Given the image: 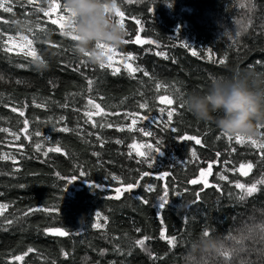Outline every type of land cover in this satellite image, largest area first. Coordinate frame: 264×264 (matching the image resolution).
Instances as JSON below:
<instances>
[{"label": "trees", "instance_id": "obj_1", "mask_svg": "<svg viewBox=\"0 0 264 264\" xmlns=\"http://www.w3.org/2000/svg\"><path fill=\"white\" fill-rule=\"evenodd\" d=\"M51 2L0 0L13 9L5 12L0 8L2 40L16 37L17 33L31 35L27 30L18 31L13 21H31L30 27H34L39 18L47 31L36 33L34 45L48 65L46 70H37L30 58L17 55L18 50L14 48L5 52L3 43H0V127L9 128L22 137L20 141H13L8 133H0V156L12 153L20 168L14 176L9 175L14 168L12 160L0 159V193H3L0 203L10 205L4 213L8 219L21 216L29 208H59V213L52 215L36 211L7 231L0 228V264H9L10 261L11 264H52V261L56 264H223L219 258H226L220 252L197 254L191 259L187 252L191 242L203 237L206 230L210 231V237L222 241L223 247H231L232 242L227 240L229 235L239 236L246 226L264 223V190L240 201L239 190L234 187L237 180L250 185L261 178L264 164L259 163V150L253 149L248 142L237 144L223 137L218 139L221 131L214 123L197 120L186 108L178 109L169 128H164L162 123L158 126L152 120L140 121L137 127L152 131V137L128 131L131 119L125 120L123 114L139 112L159 122V108L167 107L159 103V96L167 94L178 98L172 106L178 108L182 97L190 92L207 91L214 78L231 79L246 73L264 76V0H252L255 8L251 12L247 8L248 0H119V8L126 13L124 39L134 41L139 35L142 40L155 42L128 43L117 48L121 54L136 55L137 59L130 63L152 74L154 79L151 80L143 73L135 74L143 79V87L138 79L130 77L123 64H118L120 74L113 75V69H101L99 64L89 63L78 55L74 51V42L61 34L58 24L51 23L57 14L50 13V17H44L43 12L36 10L38 7L48 9ZM59 2L62 11L63 0ZM242 3L246 6L241 7ZM135 19H139L141 24L137 25ZM249 20L252 21L251 26L243 32L242 24H248ZM237 31L241 32L238 38L235 37ZM185 43L191 47H184ZM209 48L214 52L212 60L208 59ZM193 49L198 55H192ZM157 52L166 53L168 59L157 55ZM225 56L224 65L214 62ZM82 60L86 66H80ZM77 67L79 71H74ZM86 78L94 81L91 92ZM157 82L169 85L167 91L162 87L157 93ZM177 87L185 93L184 96L175 91ZM140 92L144 96L139 95ZM89 97L100 103L105 113H120V116H92V121L110 122L113 127L93 128L91 122L85 123L84 111ZM145 99L152 111L139 109L138 103ZM33 101L47 102L48 107H36ZM65 103L69 107L61 106ZM12 106L23 109L25 116L12 112ZM61 116L65 120L54 127ZM25 118L30 121L29 131H40V137L24 138L21 129ZM166 119L165 114L163 120ZM64 124L70 129L79 126L82 133L59 132L57 129ZM173 126L177 132L170 130ZM118 127L125 130L117 131ZM89 132L93 134L89 136ZM258 132V136L253 138L264 139L261 136L264 129ZM97 135L105 140L103 146ZM183 135L201 138L202 145L180 140ZM133 138L138 143L154 145L155 141H161L160 154L150 153L151 168L147 163H139L142 158L128 147ZM118 139L123 143H116ZM35 143H41L44 150L58 145L62 151L45 157L42 152H36ZM21 144L24 147L19 149ZM194 149L199 158L196 161L191 157ZM94 152L99 156L93 155ZM129 152H132L131 157ZM218 152L221 154L219 157ZM217 160L231 161L227 165L214 163L213 174L207 175L209 184L221 186V192L215 187L201 191L203 184L188 183L199 178L200 170L207 169L209 162ZM248 162L257 166L247 176L231 171ZM225 168L229 169L224 172L228 181L220 180L216 175ZM81 170L87 173L89 183L102 187L91 190L84 178L67 185L73 173L79 177ZM57 172L64 179H60ZM144 172L150 174L141 180ZM163 173L168 175L157 179ZM113 176L125 184L140 180V186L131 194L125 193L120 200L109 199L114 196V189L120 186L118 181L112 180ZM149 184L156 191L146 192L145 186ZM166 185L169 204L161 210L156 205ZM258 188L264 189V185H258ZM196 192H201V199L193 204ZM229 193L237 195L230 196ZM137 197L147 199L149 203L144 204ZM98 211L108 217V224L101 229L92 227ZM48 227L63 228L70 235L47 234L45 229ZM161 229L166 230L167 236L179 237L177 246L171 248L166 240L160 238ZM144 236L151 238L145 244L147 251L135 245V241ZM117 246L121 251L115 250ZM262 247L264 245L251 240L246 242L247 249ZM28 248L38 251L29 253L23 261L11 259ZM61 250L69 254L67 259ZM101 250H106L103 255ZM258 259V252L247 250L230 258L231 264L242 260L258 262Z\"/></svg>", "mask_w": 264, "mask_h": 264}, {"label": "snow or ice", "instance_id": "obj_2", "mask_svg": "<svg viewBox=\"0 0 264 264\" xmlns=\"http://www.w3.org/2000/svg\"><path fill=\"white\" fill-rule=\"evenodd\" d=\"M31 2H32V0H29V3H31ZM240 6L245 7L246 5L242 3ZM0 8H3V11H5V12H11L13 10L12 7L5 6L2 3H0ZM247 8H248L249 12H251L255 8V4L252 2V0H248ZM36 10L39 12H43L44 17H50V13H56L57 14L56 19H52L51 23L53 25H56V24L59 25L60 32L63 36L69 37L72 41L77 39V37L73 34V31L71 30V24L69 21L68 10L63 8L61 11V4H60L59 0H52V2L49 4L48 9L38 7ZM115 14H116V17H117L118 22L120 23L121 27L125 30V15H126L125 11H122L121 8H116ZM28 22L32 23L31 21H28ZM135 23L137 25H140L141 21L139 19H135ZM251 23H252V21L249 20L248 24H242V31L247 32L249 27L251 26ZM46 31H47V28L45 26L41 25V23L39 22V18H38L37 22L35 23V26L29 27L27 29V32L30 33L31 35H25L23 33H17L16 37L9 36L8 41L16 42L17 38H18L19 50L17 51V55H23V57L25 59L30 58L31 61H33V62H36L37 60H39L41 62H45L43 57L40 54H38V50L34 45V41L36 39V33L37 32H46ZM140 31H143V29L141 28ZM0 32H2V30H0ZM240 36H241V32L237 31L235 33V37L238 38ZM8 41H3L2 36H0V43H3V45H4L3 51H5V52L12 51V49H10L6 46ZM233 42L235 43V40ZM128 43L152 44L155 42L152 40H142L140 38V36L137 35L134 41L130 40V39H124L123 40V44H128ZM183 46L184 47H191L187 43H185ZM97 47L104 49V55H105V57H107V61H108L107 64L106 63H100L99 64V67L101 69L111 68V69H113V72H112L113 75L120 74L121 68L114 66L113 62L115 61L116 64L122 63L124 69L130 75V77L132 79H138V82L141 84L142 87L145 86L144 81L142 78H138L135 75L136 73H143L144 77H149L150 80L154 79V77L152 76V74L148 70L144 69L143 67H141L139 65L133 66V64L130 63L131 61H135L137 59L136 55H134L132 53L121 54L119 51H117V49H114L111 47H106L103 44H98ZM157 47H159V46H157ZM156 54L163 56L165 59H168L167 54L164 52H157ZM84 55L86 56V55H88V53H84ZM192 55L193 56L198 55L197 51L193 49ZM213 56H214V52L211 48H209L208 49V59L212 60ZM117 57H118V59H116ZM226 59H227V56L220 58L214 62H216L220 65H224L226 62ZM25 66L26 65H20V67H25ZM80 66H86L85 62L83 60L80 62ZM73 70L79 71V67L74 68ZM0 79H2V77H0ZM18 83H19V81H18ZM87 83H88V91L91 92L93 90L94 81L92 79H87ZM162 87L165 89V91H167L169 85L161 84L160 82H157L155 84L156 92L159 93ZM175 91L177 93H179L181 97L185 95V93L182 92L179 87L175 88ZM139 95L144 96V93L140 92ZM101 99H103V97H101ZM158 99H159V103L161 105L167 106V107H160L159 108L161 120L158 122L157 120L153 119L152 116H148L146 114H141L139 112L128 111V112H125L123 114V118L125 120L131 119V124L127 125L128 131H130V132L138 131V132H141L146 137H152L153 136L152 131H147L145 128L137 127V125L140 121L152 120V122L157 123L158 126H159V123H162L164 128H169L170 125H172V123H173L174 114L177 113L178 109L182 110L185 108L183 103H180L178 105V108L172 107L174 104L177 103L178 98L174 99L170 95L165 94L163 96H159ZM33 103L35 104L36 107H42L45 109L48 107L47 102L44 104H40V103H36L35 101H33ZM61 106L64 108L69 107L68 103H65ZM25 107H27V105H25ZM138 107H139V109H147L148 111H152V109L149 107V103L146 99L143 100V102H139ZM91 109H95L96 111L93 112V111H91ZM76 110L78 111L79 109H76ZM11 111L18 113L19 116H21V117L25 116L24 110L20 109L16 106H12ZM102 114H104V115L112 114V115L120 116L119 112L105 113V109L101 106V104L96 103L94 98L89 97L87 100V104L85 105V111H84V115H85V117H87V119L85 120V123L91 122L93 128L99 127L101 129H103L104 127H109V128L113 127V124L110 122L92 121L93 115H102ZM165 114L167 117L166 121L163 120V117ZM64 120H65V117L61 116L58 120L55 121L54 127L56 124H61V122ZM23 125H24V127L21 129V132L24 134L25 139H31L33 136H35V137L41 136V132L38 130L35 131L34 133L29 131L30 121L27 118H25L23 120ZM257 128H258V130L264 129V125H257ZM57 130L59 132L75 131V132H77L78 135L82 133V129H80L79 126L76 129H70L67 127L66 124H64L63 126H60ZM124 130H125L124 127H118L117 128V131H124ZM170 130L172 132H177V128H175L174 126L171 127ZM0 133H8L12 137L13 141H20L22 138L20 134L12 132L11 129H9V128L0 127ZM92 134L93 133H91V132L88 133L89 136H91ZM261 136L264 137V132H261ZM221 137L225 138L229 142L234 140L235 143H237V144H244L245 142H248L253 149L259 150V163L264 164V139L258 140V139L251 137V136H240V135H236L233 137V136L226 135L223 132H221V136L217 137V138L220 139ZM44 139H46V138H44ZM179 139L182 141H194L196 145H202V139L198 138L197 136L183 135V136H180ZM97 140L100 141L101 146L104 145L105 140L100 135H97ZM115 142L118 144L123 143V141L119 140V139L116 140ZM0 143H2V141H0ZM160 145H161V141H159V140L155 141V145H154L152 143H138V142H136L135 138H133V143L129 144L128 147L130 149H132L137 156L142 158L140 161H138L139 163H147L148 167L151 168L153 165H152V163H149V161L152 159L150 153L152 151H154L157 154H160V151H161ZM23 147L24 146L22 144L19 145V149H22ZM142 149H148L149 151H143ZM35 150H36V152H42L45 157H48L49 153H60L62 151V148L57 145V146L48 147L46 150H44V147L41 143H35ZM235 150L236 149L233 148V151H235ZM20 155H23V152H20ZM93 155L99 156V153L94 152ZM220 155L221 154L218 152L217 157H219ZM129 156L130 157L132 156V152H129ZM191 157H192L193 161H196L199 159L195 149L192 151ZM0 159L12 160L14 168H13V171L11 173H9V175L14 176V174L16 172L20 171V168L18 167L19 161L17 160L16 156L13 155L12 153H5L2 156H0ZM214 163H223V164L227 165V164L231 163V161H229V160H224V161L217 160L215 162H209L207 165V169H201L200 170L199 178H193L190 181H188V183H190L192 185H197V184L202 183L203 189H201V191H203L204 189H206L208 187H215L218 192H221L222 191L221 186L209 184L207 179H205V177L207 175L213 174L212 169H213ZM256 166L257 165L254 164L253 162H248L247 164L241 163L239 165V168H233V169H231V171L233 173L238 171V172H240L241 175L247 176L249 174V172H251V170ZM245 169H247V171ZM228 170L229 169L225 168L223 171L217 172L216 175L218 176V178L220 180L228 181L229 180L228 176L224 174V172H226ZM149 174L150 173H148V172H144L140 179L142 180L144 176H148ZM56 175L60 179H64V177L59 172H57ZM166 175H168V174L163 173L160 176H158L157 179H163L164 176H166ZM86 177H87V173L85 171L81 170L79 172V177L75 173H73L72 177L69 178L66 183H67V185H70L74 181L79 180L81 178H84L85 182L88 183V186L90 187L91 190H99L102 187V185H98L95 183H89L87 181ZM112 180L118 181L120 186L116 187L114 189L115 194H114V196H110L109 199L120 200L121 197L124 196L125 193L131 194V193H133V190L135 188L140 186V180H137V181H134L131 183H126V184L116 176H113ZM258 185H264V173L261 174L260 179L255 180V182L251 183L250 185H247V184L242 183L239 180H237L234 184V187H235V189L239 190L238 199L240 201H244L246 197H251L254 193H257L258 191L264 190V189L258 188ZM20 187L23 188V187H25V185H20ZM145 191L146 192H153V191H156V189L151 184H149V185L145 186ZM185 191H188V189H185ZM177 194H180V193H177ZM2 195H3V193H0V196H2ZM229 195L233 196V195H237V194L236 193H229ZM195 196H196V200L193 201V204L200 201L201 192H196ZM137 198L141 199L142 203H144V204L149 203V200H147V199L140 198V197H137ZM158 200H159V203L156 206L161 210L165 209V207L169 204V190H168L167 185L165 186V188L163 190V195H160L158 197ZM9 206L10 205L7 203H0V217H4V213L9 208ZM36 211H44V212H47L50 215H52L55 213H59V208H56V207H52V208L46 207L43 209H41V208H29V209L25 210L21 216L16 217L15 219H8L7 217H4L3 220H0V228H3L5 231H7V230H9V228L13 224L18 222L20 219L27 217L30 214L35 213ZM95 217H96V220H95V223H93V225H92L93 228L101 229V228H104L108 224V217L103 216L99 211L95 213ZM186 219H187V217H186ZM136 231L139 232L141 230L136 229ZM45 232L47 234L54 235V236H68V235H70L69 231H66L63 228H59V227H48L45 229ZM203 236L209 237L210 231L209 230L204 231ZM160 238L163 240H166V242L168 243V245L171 248H174L179 243V237L177 235L167 236L165 229H161ZM116 239H118V238H116ZM150 239L151 238L149 236H144L143 238L137 239L135 241V245L140 246L142 249L147 251L148 249L145 247V244H146V241H148ZM227 240L232 242L231 247H223L219 253L221 256L226 258V264H231V260H230L231 257L237 256L241 252H244L246 250L258 252L259 253L258 262H253L251 260H242L241 264H264V247H262L260 249H254V248L253 249H247L246 248V242L249 240H251L255 243H259L261 245H264V223H261L259 225L246 226L244 229L241 230V234L239 236L229 235L227 237ZM115 250L121 251L119 246H117ZM36 251H38V250L33 249V248H28L27 251L24 252L23 254L16 255V256L12 257L11 259L14 261H23L24 258L29 255V253H33ZM105 251L106 250H101L100 254L103 255ZM61 252H62V255L64 256V258L67 259L69 254L64 250H61ZM189 259H191V257H189ZM9 264H11V261L9 262ZM52 264H56V262L52 261Z\"/></svg>", "mask_w": 264, "mask_h": 264}, {"label": "clouds", "instance_id": "obj_3", "mask_svg": "<svg viewBox=\"0 0 264 264\" xmlns=\"http://www.w3.org/2000/svg\"><path fill=\"white\" fill-rule=\"evenodd\" d=\"M62 7L68 10L71 30L77 37L74 51L87 62H105L104 49L98 44L114 49L123 44L125 30L115 14L119 0H63ZM13 24L18 31L30 27L24 20ZM35 67L46 70L48 65L37 60ZM182 103L197 120L214 123L226 135L256 137L257 125H264V76L246 73L231 79L214 78L207 91L190 92L182 97ZM222 248V241L203 236L191 242L187 256L218 254Z\"/></svg>", "mask_w": 264, "mask_h": 264}, {"label": "rangeland", "instance_id": "obj_4", "mask_svg": "<svg viewBox=\"0 0 264 264\" xmlns=\"http://www.w3.org/2000/svg\"><path fill=\"white\" fill-rule=\"evenodd\" d=\"M231 30V29H230ZM233 31V30H232ZM8 41V40H7ZM18 45H19V41H18V38H17V41L16 42H12V41H8V43H7V47L8 48H14L15 50H19V47H18ZM116 59H118V57L116 58ZM104 63H108V61H107V57H105V62ZM114 63V66L115 67H118V64H116L115 63V61L113 62ZM122 64V63H121ZM246 170V169H245ZM205 179H207V176L205 177ZM202 184V183H201ZM258 256H259V253H258ZM219 260L223 263V264H226V259H224V258H222V257H220L219 258ZM252 261V260H251ZM236 264H241V263H236Z\"/></svg>", "mask_w": 264, "mask_h": 264}]
</instances>
